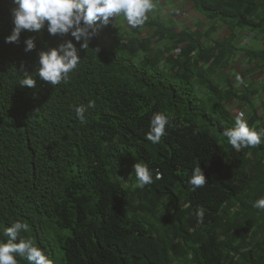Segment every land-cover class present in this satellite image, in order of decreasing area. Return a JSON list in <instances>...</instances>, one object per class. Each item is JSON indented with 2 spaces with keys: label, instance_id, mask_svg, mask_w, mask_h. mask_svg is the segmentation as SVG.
<instances>
[{
  "label": "trees",
  "instance_id": "16d2710c",
  "mask_svg": "<svg viewBox=\"0 0 264 264\" xmlns=\"http://www.w3.org/2000/svg\"><path fill=\"white\" fill-rule=\"evenodd\" d=\"M190 1L227 23L228 35L205 46L199 35L181 31L172 47L149 54L146 45L117 35L112 22H97L86 50L70 34L49 35L46 26L5 43L15 5L0 0V239L19 220L29 226L20 236L52 264H242L230 254L242 248L251 264H264V211L252 206L264 197V137L237 151L221 134L234 125L231 100L247 106L250 127L264 129L252 99L264 85L235 88L213 78L236 38L264 73V0ZM244 29L259 34V48L239 43ZM28 37L36 47L25 52ZM68 40L81 57L68 81L36 78L39 52ZM25 74L37 79L35 88L19 86ZM90 100L94 108H87ZM79 105L86 107L83 123ZM154 113L171 118L158 144L145 138ZM135 163L149 168L151 185L135 187ZM194 167L207 180L195 190L187 183Z\"/></svg>",
  "mask_w": 264,
  "mask_h": 264
},
{
  "label": "clouds",
  "instance_id": "9594fccd",
  "mask_svg": "<svg viewBox=\"0 0 264 264\" xmlns=\"http://www.w3.org/2000/svg\"><path fill=\"white\" fill-rule=\"evenodd\" d=\"M15 5L10 10L13 28L11 34L4 38L5 43H19L22 31L40 34L47 27L49 35L65 36L70 34L76 42H80L81 49L89 48V41L98 32L99 25L107 26L112 18L123 17L130 28L141 27L148 19V13L154 9L153 0H12ZM25 52L35 49V38L28 37L24 41ZM99 47L94 49L97 53ZM38 66L35 69L36 78L58 85L66 83L69 73L74 71L80 63L81 57L72 40L60 43L57 47H50L39 52ZM239 79V77L237 78ZM20 87L35 88L37 79L25 74L19 81ZM95 101L90 100L87 108H94ZM86 107H75V113L81 123L85 122ZM170 117L163 113H154L150 119L149 131L145 138L152 144H158L170 126ZM222 136L235 150L241 148H255L262 142L264 129L257 131L250 127L244 112H239L232 127L224 128ZM133 170L136 176L135 187L143 189L153 183V175L146 164L135 163ZM161 173L156 172L155 179H160ZM193 190L203 187L206 177L201 167H194L187 181ZM252 206L264 211V197L253 201ZM197 215L202 218L203 210ZM28 225L17 220L2 229L0 239V264H18L17 256L28 264H52L49 257L31 239L20 236L21 231L27 232Z\"/></svg>",
  "mask_w": 264,
  "mask_h": 264
},
{
  "label": "crops",
  "instance_id": "0c3cea01",
  "mask_svg": "<svg viewBox=\"0 0 264 264\" xmlns=\"http://www.w3.org/2000/svg\"><path fill=\"white\" fill-rule=\"evenodd\" d=\"M153 3L154 9L147 14L148 19L141 27L130 28L125 24L123 17L112 18L111 22L115 27V33L124 40H133L146 45L147 52L151 51L153 54L162 48L172 47L176 39L173 34L181 31L199 35L200 42L205 46L211 40L221 39L229 33L227 23L198 11L190 0H153ZM154 22L161 23L162 28L165 30H158ZM241 35L247 37L255 35L256 37L259 34L244 29L240 31L239 36ZM184 44L185 42L183 41L179 45ZM235 45L237 48L228 57L227 64L214 73L216 75L217 72L226 70V76L223 81L217 82L225 86L229 81L235 88L247 84L260 89L264 85V73L260 70L257 59L249 58L244 53V48L238 44L237 38ZM140 52L141 50L138 51L139 54ZM214 74L213 78L215 77ZM238 77L239 79H237ZM252 99L256 102L259 101V104L255 103V105L261 114L264 115V91L253 92ZM230 102L237 104L235 111L227 107ZM241 107L242 110L239 111ZM226 108L234 116H237L239 112H244L247 119L250 115L247 106H244L241 101H228Z\"/></svg>",
  "mask_w": 264,
  "mask_h": 264
},
{
  "label": "rangeland",
  "instance_id": "374dc122",
  "mask_svg": "<svg viewBox=\"0 0 264 264\" xmlns=\"http://www.w3.org/2000/svg\"><path fill=\"white\" fill-rule=\"evenodd\" d=\"M149 54H152V52L150 51ZM141 57H142V52H140V54H139L138 51H137V52L134 54V56H133V60H134V62H135V63H138V61H139V59H140ZM157 67H158L159 69H162L163 71H169V70H170V69L168 68L167 64L163 65L161 62H159V63L157 64ZM214 75H215V74H214ZM225 76H226V70H222L221 72H217V73H216L214 79H215L216 81L221 82V81H223V79L225 78ZM200 91H201V88L198 87V92H200ZM254 103L259 104V101H257V102L254 101ZM236 105H237V104H234V102H230V103L227 105V107L230 108L231 110H234V111H235V107H236ZM262 108H263V106H262ZM236 110H237V109H236ZM241 110H242V107H241V109H240L239 111H241ZM250 170H251L252 174H253L255 177L258 175V172H259V171L256 170V169H254L251 165H250ZM261 170H262V172L264 173V167H263ZM256 180H257V179H256ZM246 250H247V248H242V249H240L239 251H238L237 249H236V250L231 249L230 254L233 255V256H235L237 259H239V261H240L242 264H251V260H250V259H252V257H250V256H248V255L245 254ZM177 264H189V260H188V261H185V262L178 260V261H177Z\"/></svg>",
  "mask_w": 264,
  "mask_h": 264
},
{
  "label": "built area",
  "instance_id": "2783aa9c",
  "mask_svg": "<svg viewBox=\"0 0 264 264\" xmlns=\"http://www.w3.org/2000/svg\"><path fill=\"white\" fill-rule=\"evenodd\" d=\"M239 43L242 44H246L247 47H258L260 46V39L258 36L255 37V35L253 37H247V36H240L239 37Z\"/></svg>",
  "mask_w": 264,
  "mask_h": 264
}]
</instances>
